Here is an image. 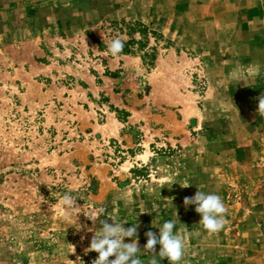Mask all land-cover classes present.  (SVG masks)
I'll return each mask as SVG.
<instances>
[{"label":"rangeland","instance_id":"374dc122","mask_svg":"<svg viewBox=\"0 0 264 264\" xmlns=\"http://www.w3.org/2000/svg\"><path fill=\"white\" fill-rule=\"evenodd\" d=\"M262 93L264 0H0V264H91L89 212L145 262L175 220L180 264H264Z\"/></svg>","mask_w":264,"mask_h":264},{"label":"clouds","instance_id":"9594fccd","mask_svg":"<svg viewBox=\"0 0 264 264\" xmlns=\"http://www.w3.org/2000/svg\"><path fill=\"white\" fill-rule=\"evenodd\" d=\"M124 48V40L121 37L113 39L108 45V51L115 57ZM257 112L259 116H264V93L259 97ZM189 187V185H181ZM66 208L70 209L73 204V197L65 194L61 201ZM185 207L195 206V211L202 217L199 224L209 234L215 235L226 226V215L228 209L222 198L215 193H206L198 188L194 196L184 198ZM95 226L99 223V228H89L94 235L91 238L90 246L86 252H96L98 256L92 260L91 264H160V260H165L169 264H180L186 250L185 241L174 231L176 228L175 220L164 221L159 227V234L149 230L145 233L147 243L144 252L151 253L147 262L140 259L141 248L138 240V225L125 227L127 223H119L112 218V223L108 219H100L95 212L85 214ZM152 227H156L152 224ZM125 238H131V242L126 243ZM160 245L157 254L156 246ZM114 257L113 259H110ZM159 257V260L157 259ZM78 259V258H77Z\"/></svg>","mask_w":264,"mask_h":264}]
</instances>
